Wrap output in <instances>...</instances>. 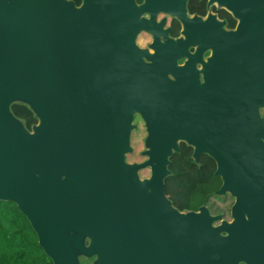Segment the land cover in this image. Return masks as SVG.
<instances>
[{
    "label": "water",
    "instance_id": "1",
    "mask_svg": "<svg viewBox=\"0 0 264 264\" xmlns=\"http://www.w3.org/2000/svg\"><path fill=\"white\" fill-rule=\"evenodd\" d=\"M234 12L242 22L211 61L220 72L205 69L200 86L165 49L139 50L136 27L124 33L99 3L0 0V201L16 204L53 264H262L241 247L244 229L179 211L165 190L178 140L217 160L220 192L264 184V163H234L230 146L263 123L264 0H235ZM17 103L34 114L30 129ZM136 114L141 162L127 160Z\"/></svg>",
    "mask_w": 264,
    "mask_h": 264
},
{
    "label": "flooded vegetation",
    "instance_id": "2",
    "mask_svg": "<svg viewBox=\"0 0 264 264\" xmlns=\"http://www.w3.org/2000/svg\"><path fill=\"white\" fill-rule=\"evenodd\" d=\"M76 7L84 2L99 3L102 11H110L120 17L124 33L136 27L134 44L139 50L154 53L157 48L165 49L170 56L175 55V64L193 68L196 71V81L200 86L206 83L205 69L211 66L213 79L220 72L219 63L211 61L218 54L220 36L236 32L242 19L234 12L235 0H69ZM229 3V4H228ZM255 21L246 20V26H254ZM157 45V47H156ZM144 62H150L144 54ZM169 74V73H168ZM169 78L175 80L172 74ZM257 114L263 123L258 127L243 126L231 147L233 162L240 164L264 163V109L259 107ZM136 129L131 133V146L134 155L143 150L142 140L136 135L143 128V121L134 116ZM220 136V135H218ZM212 135H203V143ZM136 142L139 148L136 149ZM179 150L171 157V165H182L187 176L189 170H198V184L192 188L187 205L179 211L199 212L201 208L210 210V215L216 218L214 226L227 222L238 226L234 234L242 231L246 243L242 248L255 252L256 257L264 264V184L258 182L235 183V191L224 189L222 175L216 173L217 160L202 150L194 157V145L186 140H178ZM135 150V151H134ZM131 154V153H130ZM129 158V156L127 155ZM144 159L133 158L131 162H141ZM248 185L250 191L239 194L238 186ZM242 191V190H241ZM188 192V190H186ZM170 198V197H169ZM241 199V200H240ZM175 206V205H174ZM176 207V206H175ZM221 235L227 234L225 231ZM231 250V249H230ZM237 250V248H236ZM238 264H247L246 257L238 255Z\"/></svg>",
    "mask_w": 264,
    "mask_h": 264
},
{
    "label": "trees",
    "instance_id": "3",
    "mask_svg": "<svg viewBox=\"0 0 264 264\" xmlns=\"http://www.w3.org/2000/svg\"><path fill=\"white\" fill-rule=\"evenodd\" d=\"M12 112L30 129L36 122L32 111L24 104H13ZM171 174L165 178V190L178 209L184 208L193 187L198 182V170L170 164ZM188 190V192H186ZM0 264H53L39 246L36 233L13 201H0Z\"/></svg>",
    "mask_w": 264,
    "mask_h": 264
},
{
    "label": "rangeland",
    "instance_id": "4",
    "mask_svg": "<svg viewBox=\"0 0 264 264\" xmlns=\"http://www.w3.org/2000/svg\"><path fill=\"white\" fill-rule=\"evenodd\" d=\"M146 135H147V133H146V130H145V126H144V124H143V128H142V130L136 135V138H137V140H142L141 142H142V144H143V146H144V142H145V138H146ZM141 143H137L136 142V149L135 150H137V148H139ZM134 150V151H135ZM129 156V158L127 157V160L128 161H131L133 158H136V159H145V157H143V156H139L137 153L134 155V152H132L131 154H129L128 155ZM182 166V165H181ZM184 167V166H183ZM149 173H150V170L148 169V168H144V169H142L141 171H140V178H144V177H147V176H149ZM205 209L206 210H208V212L210 213V210L207 208V206L205 207ZM84 261H86V263H89L87 260H83V262Z\"/></svg>",
    "mask_w": 264,
    "mask_h": 264
}]
</instances>
